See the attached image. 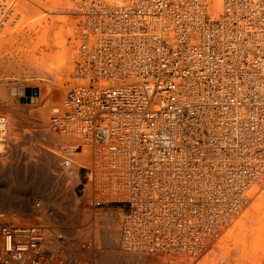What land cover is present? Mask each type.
<instances>
[{"label": "bare ground", "instance_id": "6f19581e", "mask_svg": "<svg viewBox=\"0 0 264 264\" xmlns=\"http://www.w3.org/2000/svg\"><path fill=\"white\" fill-rule=\"evenodd\" d=\"M30 1L40 7L55 9L61 0H48L46 3L44 0ZM79 1L75 2L77 28L80 21ZM130 1L97 0V6L100 12L106 14L118 11V21L126 25V37L134 42L142 39L136 46L145 47V53L152 56L149 60L152 70L162 72L168 68L169 71V62L159 56L161 51L167 53L165 47L168 48L169 42L175 43L176 38L181 37V43L188 46L192 42H200L209 45V48L223 49L224 53L225 48L227 73L238 75L234 85L236 99L227 110L214 103L213 78L221 75L218 70L220 63L215 65L216 62H212L213 67H210L213 77L207 85L204 83L207 74L200 76L193 73L185 75L182 82H173L169 87L173 90L168 94V87L162 83L157 88H149L152 94V128L149 124L143 127L152 138V170L136 171L129 164V151L116 156L114 148L96 142L93 129H97L93 125L86 130L75 118L70 121L78 127L77 131L67 129L59 134L53 127V108L63 105L74 87L73 70L71 87L65 97L62 98V95L66 88L60 85L53 90L50 98L46 96L41 100L37 112L41 120L49 118L50 128L60 137L59 153H56L57 150L45 151L42 155L37 153L40 155L38 162L31 163L33 165L23 172L22 167H12L10 151L1 153L3 145L0 142V174L15 177L19 185L16 190L10 187L7 190L0 183V207L11 210L14 217L13 221L7 222L9 225L1 228L0 264H38L33 261L37 252L47 254L46 264H147L152 256H162L165 260L168 257L164 264H214L219 259L224 264L229 262L225 255L230 250L229 242L235 239L233 243L236 247L246 244L247 227L242 221L222 236L219 245L221 255L205 258L224 225L231 222L264 182V0H229L228 12L227 0L224 13V0H211L214 3L208 2L211 3L210 10L215 14L219 11L218 19L205 21L202 26L188 24L187 19L185 28L176 27L180 23L172 15L167 0H139L142 6L152 9V13L143 10L130 16L120 15ZM178 4L182 8V0H178ZM186 5L190 9H200L203 3L202 0H186ZM37 6L32 7L27 0H0V26L15 12L25 8L38 10ZM211 16L216 18V15ZM198 19L203 21L201 17ZM99 23L118 24L105 19L99 20ZM141 28H147V33L138 30ZM155 43H159L160 49L155 47ZM76 48L78 57L79 49L82 51L83 48L78 38ZM129 55L131 59L136 58L131 53ZM193 55L192 59L196 61ZM137 82L140 81L135 77L125 79L120 75L110 80L105 89L109 93L110 88L134 86ZM222 99L226 100V97ZM51 102L57 104L50 107L48 116ZM156 103L160 106H154ZM143 116L142 107L126 109L117 101L111 105L104 130L112 131L110 136L116 139L127 122L136 126L141 119L143 122ZM7 117H10L9 114L0 111V129L11 132L12 128H18L17 119L11 118L12 121ZM217 121L220 122L219 128H216ZM50 132L43 129L42 134L53 142L54 132ZM78 142L83 143V151H76L74 143ZM110 157L117 161H111ZM7 161H11L10 165ZM145 166L148 167V163ZM86 167L95 170V182L84 188V194H89L91 199L89 202L92 201L96 207L99 192L112 190L115 192L111 199L137 203L134 215H129L124 203L126 209H121L119 218L101 211L98 217L102 222H98L95 214L93 219L73 188L67 186L66 189V184L64 187V173L76 172L74 174L80 179V171ZM110 184H118L120 188H112ZM37 198L50 207L45 209L46 212L41 210V202L34 204ZM262 207L258 204L254 209L259 211ZM247 216L248 220L256 219L257 214L250 212ZM50 219L56 223L58 228L54 229L57 232L45 223ZM261 219L263 223V218L257 221ZM5 227L10 229L11 239L3 233ZM256 228L252 231L256 230L258 234L255 231L254 236L251 234L247 240L261 243L264 233L261 228ZM19 237L25 240V244L16 241ZM64 244L76 252L75 261H65L67 257L58 255L62 248H66ZM255 257L256 254L248 252L232 258L227 264H251Z\"/></svg>", "mask_w": 264, "mask_h": 264}, {"label": "built area", "instance_id": "2783aa9c", "mask_svg": "<svg viewBox=\"0 0 264 264\" xmlns=\"http://www.w3.org/2000/svg\"><path fill=\"white\" fill-rule=\"evenodd\" d=\"M167 2L170 3L172 15L177 19V23H180L176 25L178 28H185L187 25L185 21L187 19H189L187 21L188 24L200 26L205 21L210 22L218 19L219 11L217 10L215 14L210 10V4L214 3L211 0H202L203 6L200 9L187 8L186 0H182V8L184 9L179 6L178 0H167ZM208 2L211 3L208 4ZM226 5L227 0H224V10L222 13H224ZM78 6L80 21L76 35L79 43H83V48L82 51L79 49L75 63L74 87L69 93V98L63 105L60 104L53 108L54 116L52 117V124L59 134H62L63 131L66 132L67 129L77 131L78 127L73 126L70 121L77 118L86 130H90V125L96 127V131L93 129L97 139L96 142L109 145V148H114L117 151L116 156H120L119 153L129 151V155L127 156L129 164L136 171H143L145 168L152 170V138L143 127L149 124L150 128H152V94H150L149 88H157L162 83L168 87V91H166V94H168L173 90L169 88L173 82H182V78L185 75L193 73L200 76L207 74L208 78L204 81L207 85V82H210L213 77L212 68L210 67H213L212 62H216L215 65L220 63L218 70L221 72V75L218 74L215 79L213 78L214 92H216L213 99L214 103L218 104L223 110H227L230 103L236 99L234 85L235 80L238 79V75H229L227 73L228 66L224 62L225 58H227L225 54L227 50L225 48L224 53L223 49L220 50L217 47L209 48V45L205 46L200 42H192L188 46V44L184 45L181 43V37L176 38L175 43L169 42L168 48L165 47L167 53L161 51L159 56L160 59H165L169 62V71H167V68L162 70V72H155L149 64L152 56L145 53V47L136 46L142 39L134 42L126 37L128 34L126 25L118 21V11L112 14L100 12L97 0H81ZM143 10L152 13V9L142 6L139 0H131L121 10L120 15L130 16L134 12H143ZM229 10L228 0L227 12ZM210 14L216 15V18H213ZM145 15L147 16L149 13ZM200 17L203 21L198 19ZM104 19L117 21L118 24L99 23V20ZM193 21H195V24H192ZM138 30L147 33L148 29L141 28ZM158 44L155 43L154 45L157 49H160ZM220 47L223 48V44ZM130 53L136 58L131 59ZM192 55L196 61H193ZM198 59L202 61L197 62ZM120 75H123L125 79L135 77L140 82H137L134 86H116L110 88L109 93H107L108 90L105 89V85ZM223 97H226V100H223ZM117 101L119 102V106L124 105L126 109H133L138 106L142 107L144 116L143 122L141 119V122L136 126H132L130 122H127L123 132L118 134L116 139H113L110 136L113 132L104 130V126L108 124L111 105ZM154 106L158 107L160 105L156 103ZM68 122L70 123L69 126ZM219 126L220 122L217 121L216 128H219ZM74 144L77 152L83 151V143L78 142V144ZM110 160L117 161L112 157H110ZM146 163H148V167L145 166ZM255 167L258 168V165ZM85 169L87 170V182L84 184V188L85 185L95 182V170L90 167H86ZM133 185L136 186L137 183ZM110 187L120 188L118 184H110ZM114 192L112 190H109V192L101 190L99 192V199L96 201L97 205L103 206L117 202L125 203L130 206V210L127 211L129 215H134L138 208L137 203L126 199H111ZM4 232L6 233V238L9 237L11 239L12 233L8 227L3 229ZM16 241L19 244H25L23 242L25 240L22 237H19ZM36 242H33L34 245ZM46 259L42 255H34L33 257V261L38 264H46Z\"/></svg>", "mask_w": 264, "mask_h": 264}, {"label": "rangeland", "instance_id": "374dc122", "mask_svg": "<svg viewBox=\"0 0 264 264\" xmlns=\"http://www.w3.org/2000/svg\"><path fill=\"white\" fill-rule=\"evenodd\" d=\"M29 1L30 0H27L32 7L37 6L34 2L32 3ZM47 1L48 0H44V3ZM75 2L76 0H61L55 9H49L46 6H37L38 10H26L25 8L23 11L21 10V12H15L10 15L9 18L5 20L6 24L4 21L0 26V111L9 114L10 117H7L8 119L12 120L11 118H13L18 121H15L17 122L18 128H12L11 132H6V129H0V137L2 138L0 142L3 145V152L1 153L10 151V159L11 161L13 160L11 164L12 167H22L24 169L23 172H25V168L38 162L39 154L42 155L45 151L49 153L52 152V150L56 152L62 144L58 134L50 128L49 118L43 121L37 116V112L41 100L46 96L50 98L53 90L63 85L66 88L62 95V98H64L69 87H71L72 73L77 57L76 34L78 29V17L76 12L78 10ZM2 27L3 29H1ZM69 65H71L70 68ZM43 91L46 92L43 94ZM55 104H57V102H51L49 104L48 116H50V107ZM43 129H48L52 134L54 132L53 138H56L57 141L55 139V142L53 139V142H51V139L49 140L46 135L42 134ZM58 141L60 142L58 143ZM14 150H16L17 153ZM56 153H59V151ZM11 161L9 163L7 161L8 165H10ZM59 163L62 166L61 158ZM67 173H64L66 174L64 178V187L66 184V189L70 187L73 188L74 194L78 197L80 203H82V206L86 209V212L91 213L90 216H92V218L93 214H95L98 222H102L98 217V212L101 213V211L110 213V215L114 216L116 219L120 217L119 214L122 212L121 209L125 208L123 205L124 203L117 202L103 206L97 205L95 207L92 201L89 202L91 200L89 199V194H84V184L87 182V170L85 168L80 171V179H77L78 175L74 174L76 172L71 171ZM0 181L1 187L7 190H9V187L11 190H16L19 187L15 177H6L0 174ZM33 202L35 205L37 202L44 203L41 198H37ZM43 203L41 204V206H43L41 210L46 212L45 209L48 210L50 207ZM258 204H261L263 207L261 210L255 211L254 208ZM54 206L58 207L55 203ZM126 207L127 211H129L130 206L127 204ZM263 210L264 182L257 189L256 195L253 194L251 196L250 200L231 222L224 225L222 230L218 233L217 241L212 247V250L204 257L208 259L213 256H220L222 249L220 251L219 245L220 240L222 241V236L239 222H245L247 227L246 236L248 238L255 234L256 230L252 231V229L256 227L261 228V231L263 230L264 233V220L263 223L262 219L261 221L258 220L261 224L257 221L258 218L264 219ZM250 212L257 214L256 219L249 218L250 220H248L247 214ZM12 213L11 210L0 207V232L3 225H9L7 222L13 221L14 217ZM45 223L52 226L51 228H53V231H58L55 230L58 228L55 226L56 223L51 219L48 222L45 221ZM78 234L80 233L78 232ZM256 234H258V231H256ZM238 237L240 238L241 235ZM247 239L245 238L246 244H240L238 247L233 243L235 239L229 242L230 250L225 253L227 260L230 262L232 258L244 256L249 252L256 254V257L253 259L254 263L251 264H264V237L261 243H252L253 240L250 241ZM64 246H66V248H62V250L58 252V255L61 258L67 257L65 261L69 259L75 261L77 257L76 252L68 248L67 244H64ZM35 255H42L44 258H47V254L45 255V253L37 252ZM175 256L179 257V255ZM167 259L165 260L162 256H152L147 264H164ZM202 260H204V258L201 259V261ZM83 261L86 260H82L81 262ZM97 263L100 264L99 262ZM97 263L92 262L91 264ZM220 263L222 264L221 259H219V261L216 260L214 264Z\"/></svg>", "mask_w": 264, "mask_h": 264}]
</instances>
